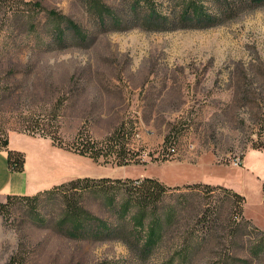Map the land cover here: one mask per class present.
Masks as SVG:
<instances>
[{
	"label": "rangeland",
	"instance_id": "obj_1",
	"mask_svg": "<svg viewBox=\"0 0 264 264\" xmlns=\"http://www.w3.org/2000/svg\"><path fill=\"white\" fill-rule=\"evenodd\" d=\"M215 1L0 9V141L16 130L61 144L64 181L154 177L181 188L143 210L119 190L88 193L92 218L79 219L59 199H10L0 208V264H264V3ZM146 20L168 29H145ZM194 182L243 201L216 186L182 189ZM95 227L111 234L62 231Z\"/></svg>",
	"mask_w": 264,
	"mask_h": 264
},
{
	"label": "trees",
	"instance_id": "obj_2",
	"mask_svg": "<svg viewBox=\"0 0 264 264\" xmlns=\"http://www.w3.org/2000/svg\"><path fill=\"white\" fill-rule=\"evenodd\" d=\"M220 0H216L215 2H219ZM16 3V0H0V9H4L6 12L10 10L11 7ZM229 9H235L238 7L239 9H255L264 3V0H229ZM50 15L57 16L52 11L48 12ZM197 15V14H196ZM193 11V15L190 17L196 16ZM189 17V18H190ZM61 18V17H60ZM193 18H190L192 20ZM200 22L199 17L196 18ZM195 20V21H196ZM165 22L163 21H155V20H146L142 23V27L148 30H163L168 29L164 25ZM60 25L54 29V38H60ZM204 27V26H198ZM170 29H173L171 27ZM53 39V37H52ZM49 44V43H48ZM46 45V49H50L51 46ZM53 140V139H52ZM54 142V141H53ZM89 142V141H88ZM87 142V143H88ZM90 143V142H89ZM8 134H6L5 138L0 141V147L4 148L7 152V164L8 167L13 171H21L24 167L25 161V154L20 150H12L8 149ZM54 145L58 147H62L61 144L55 143ZM90 148H94L92 145H89ZM260 145H252V149H260ZM75 152V151H74ZM80 155L88 156L90 158H95L98 156V152L96 150H87L82 149L77 152ZM219 161V160H218ZM221 162V161H219ZM129 164L128 162H124V165ZM216 186L217 188H221L223 190L230 191L235 198L236 204H240L243 201V196L237 192H234L224 186L221 185H211L209 183H202V182H194V183H187L182 186V189H190V190H199L200 188L204 189H212ZM181 189L180 186H167L160 180L154 177H142V178H108V177H101V178H93V177H77L65 182L53 185L49 189H45L35 195H8L6 197V201L0 202V208L5 207L7 202L10 199H21V200H36L40 197H45L49 199H59L64 204V211L73 216L74 218L80 217H91L90 213L86 211L82 206V199L85 194L94 193V194H110L114 193L115 191H121L127 198L128 201L135 204L140 209H146L151 207L152 205H156L162 197L169 191V190H179ZM240 212V211H239ZM205 217V212L199 216L198 221L202 220ZM242 217V216H241ZM90 226V225H89ZM81 229H64V233L69 237H97V238H105L111 231L103 232L102 230L95 228H90L87 231ZM85 232V233H82ZM5 264H19L17 259L12 256L9 261ZM21 264V262H20Z\"/></svg>",
	"mask_w": 264,
	"mask_h": 264
},
{
	"label": "crops",
	"instance_id": "obj_3",
	"mask_svg": "<svg viewBox=\"0 0 264 264\" xmlns=\"http://www.w3.org/2000/svg\"><path fill=\"white\" fill-rule=\"evenodd\" d=\"M8 149L25 154L24 167L13 171L7 164V152L0 147V202L8 195H35L53 185L65 182L64 163L69 151L54 145L50 138L23 131L8 132Z\"/></svg>",
	"mask_w": 264,
	"mask_h": 264
},
{
	"label": "built area",
	"instance_id": "obj_4",
	"mask_svg": "<svg viewBox=\"0 0 264 264\" xmlns=\"http://www.w3.org/2000/svg\"><path fill=\"white\" fill-rule=\"evenodd\" d=\"M169 151H171V152H174V151H175V149H174V148H170V149H169Z\"/></svg>",
	"mask_w": 264,
	"mask_h": 264
}]
</instances>
